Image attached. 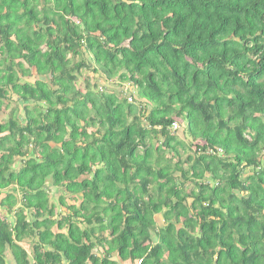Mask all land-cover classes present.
Listing matches in <instances>:
<instances>
[{
	"label": "trees",
	"instance_id": "obj_1",
	"mask_svg": "<svg viewBox=\"0 0 264 264\" xmlns=\"http://www.w3.org/2000/svg\"><path fill=\"white\" fill-rule=\"evenodd\" d=\"M39 1L0 0V264H264V0Z\"/></svg>",
	"mask_w": 264,
	"mask_h": 264
},
{
	"label": "rangeland",
	"instance_id": "obj_2",
	"mask_svg": "<svg viewBox=\"0 0 264 264\" xmlns=\"http://www.w3.org/2000/svg\"><path fill=\"white\" fill-rule=\"evenodd\" d=\"M40 3L38 4V7L39 9H42L43 7L47 6V3L45 2V0H40L39 1ZM70 57V55H69ZM77 61L79 60V57H75L72 59V61ZM98 76L97 74H94L92 72V70H83L82 73L79 74V77H78V81L76 82V86L78 88H80L83 92L86 91L87 87H88V84L89 85H95V83H99L100 84H103V82L99 81L98 80ZM31 80H34V79H31ZM106 84V83H105ZM16 100V97L13 98V101ZM11 111V108L10 109H7L5 111H3V113L0 114V119L3 120V119H7L8 118V115ZM183 128L180 129V131L178 132H175V136L180 140V141H184L186 144H190L191 143V140L190 138H186L185 135L183 134L184 132V128L186 127V125L182 126ZM163 141V139H160L158 141H156L158 144H160L161 142ZM187 154H192V150L188 149V151L186 153H183L182 154V157H186ZM176 160V158L174 159ZM20 160L17 159L16 160V163H15V167L18 168L19 165H20ZM190 187H193V184L190 183ZM11 192V191H10ZM61 192L60 191H56L55 189H53L51 192H50V196H51V202L53 203H56L58 202V196ZM6 195V193L2 194L0 198H3L4 196ZM0 217H4L6 219H10V218H13L14 217V213H8L7 210L1 208L0 209ZM156 219H157V223L159 226H163L164 225V220L162 218L161 215H156ZM32 239L31 238H28L24 241H22V244L24 246H28V250L30 252V254L32 253V248H33V242L31 241Z\"/></svg>",
	"mask_w": 264,
	"mask_h": 264
},
{
	"label": "crops",
	"instance_id": "obj_3",
	"mask_svg": "<svg viewBox=\"0 0 264 264\" xmlns=\"http://www.w3.org/2000/svg\"><path fill=\"white\" fill-rule=\"evenodd\" d=\"M32 239H33V238H32ZM21 245L23 246V248L26 249V251H27L28 253H30L29 250H28V246H29V245H28V246H24L22 243H21ZM113 258L116 259V260H118L117 256L115 257V255H114ZM5 260H6V263H7V264H15L14 258H13V256L11 255V253H10L9 251L6 252Z\"/></svg>",
	"mask_w": 264,
	"mask_h": 264
},
{
	"label": "built area",
	"instance_id": "obj_4",
	"mask_svg": "<svg viewBox=\"0 0 264 264\" xmlns=\"http://www.w3.org/2000/svg\"><path fill=\"white\" fill-rule=\"evenodd\" d=\"M172 128H173L174 130L178 129V128H179L178 123H177V122H174L173 125H172Z\"/></svg>",
	"mask_w": 264,
	"mask_h": 264
}]
</instances>
